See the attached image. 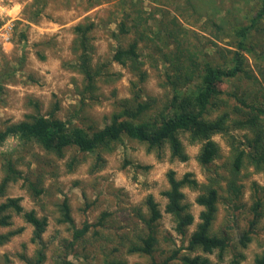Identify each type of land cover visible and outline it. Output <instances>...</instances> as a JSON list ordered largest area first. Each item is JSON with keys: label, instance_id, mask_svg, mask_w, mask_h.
Wrapping results in <instances>:
<instances>
[{"label": "rangeland", "instance_id": "obj_1", "mask_svg": "<svg viewBox=\"0 0 264 264\" xmlns=\"http://www.w3.org/2000/svg\"><path fill=\"white\" fill-rule=\"evenodd\" d=\"M216 2L219 12L213 19L235 22V19L245 20V16L261 0ZM194 5L199 7L201 3L198 0H0V128L35 114V103L39 104L42 114L49 113L58 105L57 116L62 120H73L76 126L103 128L108 125L112 113L119 110V101L132 97V83L137 81L129 69L112 60L119 44L112 34H118L117 25L126 11L136 21L138 17L148 20L154 32H157L159 23L167 22V16H177L184 29L180 39L190 51L198 56L201 53L214 54L219 51L214 46L216 43L221 52L228 54L224 49L230 47L229 40H221L223 37L208 23L209 17L197 14ZM165 11L166 16H163ZM201 11L208 14L205 10ZM38 12L41 13L36 19ZM85 21H94L97 25L92 40L95 49L92 65H105L110 73H116L119 78L112 84L105 82L104 78L100 79L95 93L97 99L83 104L80 92L85 79L72 67L77 59L72 44L74 27ZM9 26L10 31L5 36ZM133 39L134 34L125 36L121 43L127 45ZM138 50L143 62L142 70L147 73L146 81L140 86L144 100L155 99L154 105L160 106L170 94L162 86V65L156 62L159 55L153 47L145 48L143 42ZM247 64L260 82L256 91L264 95L263 75L249 53ZM240 85L248 92L253 90L246 82ZM236 86L237 82L232 81L227 82L225 88L230 90ZM225 108L224 105L217 108L219 110L212 118L225 112ZM234 119L236 117L231 116L226 133L213 136L220 149L213 169L217 168L220 180L218 213L212 231L226 235L231 245L221 261L217 252L207 256L217 264H233L236 257L238 264H255V259L264 253V209L263 217L253 229L246 247L240 245V237L249 228L254 200L261 198L264 201V168L257 169L246 164L237 175L232 173L234 149L231 142L242 147V142L246 143L247 138L253 137L252 130L237 127ZM181 139L189 155L187 162L172 160L167 149L162 151V158L159 159L157 153L148 152L145 145L124 138L112 153L103 155L105 165L95 170L96 154L69 149L63 158H58L37 145L29 147L22 154L24 165L21 169L32 178L42 174L46 193L38 199L31 198L20 182L9 187L7 197H21L26 211L35 210L38 217H48L49 224L43 234L47 248L44 264H55L72 240L68 226L56 220L59 216L57 203L65 197L69 199L76 227H81L85 221L94 225L92 232L70 251L69 260L73 264H113L115 261L117 264H150L153 259L162 262L177 250H181L178 259L169 264H184L182 258L185 256L203 255L200 251L190 253L186 249L203 209L196 203L198 191L183 190L184 203L189 205L195 218L186 236L175 231V218L165 212L167 201L162 193L169 188L166 177L169 170L175 171L178 178L191 172L202 184L209 180L210 173L197 160L201 143H191L188 135H182ZM17 148L13 141L0 147V181L3 175L1 155L11 154L18 158L21 153ZM72 160L77 164L73 171H69L67 166ZM232 180L242 187L238 199L227 189ZM149 195L154 196L162 213L156 227L157 243L150 256L129 253V247L145 230L138 214L147 213L145 201ZM3 200L5 198L0 197V202ZM106 212L111 215L102 225H97L102 213ZM20 227H24V231L0 247V264H5V257L11 264H27L24 257H35L39 245L31 241L33 227L21 216H14L13 226L0 228V234ZM94 231H97V236Z\"/></svg>", "mask_w": 264, "mask_h": 264}, {"label": "trees", "instance_id": "obj_2", "mask_svg": "<svg viewBox=\"0 0 264 264\" xmlns=\"http://www.w3.org/2000/svg\"><path fill=\"white\" fill-rule=\"evenodd\" d=\"M198 1L201 6L199 9L194 5L196 13L209 17L208 23H211L216 32L223 37L221 40H229L230 47L224 49L228 54L221 52L216 43L214 46L219 51H215L214 54L201 53L198 56L190 51L180 39L184 29L177 16L172 14L167 16V22L159 23L157 32H154L148 20L143 21L138 17L136 21L131 13L126 11L117 25L118 34H112L119 42L112 60L129 69L137 81L132 83V97L119 101V110L112 113L108 125L103 128L76 126L73 120H62L57 116L58 105L49 113L42 114L39 104L35 103V114L26 116L25 120L18 123L0 128V147L13 141L21 153L18 158L11 154L1 155L3 175L0 181V197L5 200L0 202V228L12 227L14 216H21L33 227L31 241L38 244L39 248L35 251V257H24L27 264H44L47 248L43 242V234L49 224L47 216L38 217L35 210L26 211L21 204L23 200L21 197H7L9 187L20 182L31 198L38 199L46 193L42 174L32 178L21 169L24 165L22 154L29 147L37 145L58 158H63L69 149H76L84 154H96L97 162L93 166L95 170L105 165L103 155L112 153L124 138L145 145L147 151L156 152L159 159L162 158V151L167 149L172 160L187 162L189 155L182 142V135H188L189 141L193 144L201 143L197 160L200 166L210 173L209 180L208 183L202 184L191 172L178 178L175 171L169 170L166 174L169 188L162 193L167 201L165 212L175 218V231L183 237L186 236L195 218L189 205L184 203L183 190L189 188L198 191L196 203L203 209L195 230L191 232L186 249L190 253L200 251L203 255L185 256L182 261L184 264H217L207 256L216 252L218 259L220 261L223 259L231 242L226 235L212 231L218 213L220 180L217 168L213 169L220 151L213 136L226 133L231 116L236 117L234 124L239 128L252 130L253 137L247 138L246 143L242 142V147L231 142L234 149L232 173L237 175L246 164L257 169L264 168V95H259V90L256 91L260 82L247 64L249 53L255 58L257 68L264 78V0L245 16V20L235 19V22H226L222 18L217 22L213 19L219 12L216 0ZM201 10L207 11L209 15ZM40 13H36V19ZM166 13L163 12V16H166ZM96 28L94 21H85L73 29L75 38L72 50L77 59L72 67L85 79L80 92L83 104L87 100L97 99L95 93L100 79L104 78L105 82L112 84L119 78L116 73H110L105 65L102 67L92 65L95 50L92 40ZM131 34H134V39L123 45L122 37ZM142 42L145 48H154L159 55V59L155 58L156 62L162 65V86L168 89L170 95L160 106L154 105L155 99L144 100L140 87L147 79V73L142 70L143 62L138 50ZM232 81H236L237 86L235 89L227 90L226 83ZM243 82L253 90L248 92L246 88L241 89L240 84L243 85ZM231 102H235L234 105H230ZM221 105L226 106V111L212 118ZM76 164L77 161L72 160L67 166L68 170L73 171ZM241 188L234 180L227 185L228 191L235 199L242 194ZM145 205L147 213L138 214L145 230L138 235L128 251L150 256L157 243L156 227L162 213L153 195L146 198ZM263 209L264 201L256 198L251 207L249 228L240 237L242 247H246L250 242L253 229L263 217ZM57 211L59 213L57 222L68 226L72 240L64 249V255H59L55 264H73L69 260L70 251L92 232L94 225L85 221L81 227H76L67 197L57 203ZM110 215L108 212L102 213L97 225H102ZM23 231L24 227H20L18 230L1 233L0 247ZM94 233L97 236V231ZM180 252L181 250L174 251L162 262L153 259L150 264H169L178 259ZM232 262L238 264V257ZM5 264H11L8 257H5ZM255 264H264V253L255 259Z\"/></svg>", "mask_w": 264, "mask_h": 264}, {"label": "built area", "instance_id": "obj_3", "mask_svg": "<svg viewBox=\"0 0 264 264\" xmlns=\"http://www.w3.org/2000/svg\"><path fill=\"white\" fill-rule=\"evenodd\" d=\"M9 31H10V26L8 27V32H7V34H6L5 36H7V35H8Z\"/></svg>", "mask_w": 264, "mask_h": 264}]
</instances>
